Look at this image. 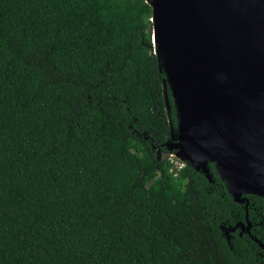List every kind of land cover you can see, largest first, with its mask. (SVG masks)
Listing matches in <instances>:
<instances>
[{"label": "trees", "instance_id": "trees-1", "mask_svg": "<svg viewBox=\"0 0 264 264\" xmlns=\"http://www.w3.org/2000/svg\"><path fill=\"white\" fill-rule=\"evenodd\" d=\"M151 15L147 0H0V264H264L251 235L228 242L245 202L213 163L212 181L170 169ZM247 197L264 241V197Z\"/></svg>", "mask_w": 264, "mask_h": 264}, {"label": "water", "instance_id": "water-1", "mask_svg": "<svg viewBox=\"0 0 264 264\" xmlns=\"http://www.w3.org/2000/svg\"><path fill=\"white\" fill-rule=\"evenodd\" d=\"M147 2L152 46L165 74V146L210 181L213 163L247 210L248 194L264 197V0ZM243 224L249 232L248 211ZM237 226L221 225L229 243Z\"/></svg>", "mask_w": 264, "mask_h": 264}, {"label": "flooded vegetation", "instance_id": "flooded-vegetation-1", "mask_svg": "<svg viewBox=\"0 0 264 264\" xmlns=\"http://www.w3.org/2000/svg\"><path fill=\"white\" fill-rule=\"evenodd\" d=\"M245 211H248V209L247 210H245ZM248 220H249V222H250V227L248 228L249 229V232H246V230H247V228L244 226V224H243V222H245L246 221V216H245V220L244 221H240V222H238V226H237V228L234 230V231H238V233L240 234V235H242L243 233H246V234H248V235H251L252 236V238H253V235L252 234H250L251 233V228H252V226H253V224H252V222L250 221V219L248 218ZM233 232V231H232ZM257 240H259V242H258V244H259V246H260V248H261V251H259V254L261 255V256H263L264 257V241H262V240H260V239H258V238H256Z\"/></svg>", "mask_w": 264, "mask_h": 264}, {"label": "built area", "instance_id": "built-area-1", "mask_svg": "<svg viewBox=\"0 0 264 264\" xmlns=\"http://www.w3.org/2000/svg\"><path fill=\"white\" fill-rule=\"evenodd\" d=\"M169 160L171 163V171L176 175L178 171L182 170L187 164L185 161L177 158L173 152H169Z\"/></svg>", "mask_w": 264, "mask_h": 264}]
</instances>
